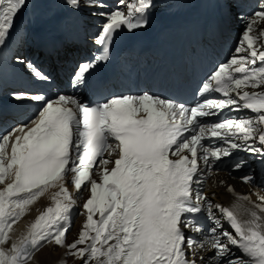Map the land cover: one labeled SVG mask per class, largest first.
Listing matches in <instances>:
<instances>
[{
	"label": "snow or ice",
	"instance_id": "1",
	"mask_svg": "<svg viewBox=\"0 0 264 264\" xmlns=\"http://www.w3.org/2000/svg\"><path fill=\"white\" fill-rule=\"evenodd\" d=\"M25 2L0 0V40ZM66 3L75 11L105 7L104 0ZM151 7L152 0L126 5L119 0L114 9L100 12L105 23L96 43L102 52L110 50L119 30L134 32L146 27ZM261 21L264 0H258L257 9L246 18L235 54L202 84L200 95L211 91L222 94V99H205L189 107L143 94L115 97L93 106L74 96L48 99L32 95L30 99L39 105L36 117L0 136V184L6 177L11 180L0 190V244L8 240L24 208L68 174L78 193L83 186L90 189V198L82 206L86 222L78 238L66 243L70 225H60L75 201L61 185L54 199L62 196L65 203L47 208L31 225L28 236L20 244L13 243L9 252L0 250V264H28L45 244L64 247L83 264H197L194 244L210 249L207 259L214 264H264V215L253 211L251 220L241 223L228 208L213 205L200 188L205 175L227 164L234 150L250 152L264 161V91L246 90L264 87V51L257 50L250 35ZM105 59L106 55H99L94 62L79 66L73 87L83 85L86 74ZM35 75L48 79L39 72ZM15 98L27 97L17 93ZM230 106L232 111L250 110L256 115L214 123L200 119ZM105 153H116L118 158H105ZM110 163L114 165L111 169L107 167ZM245 163L235 161L232 170L239 171ZM93 173L100 182L92 178ZM240 179L251 184L254 177ZM228 191L234 190L229 186ZM258 198L261 203L255 206L264 214V196L258 194ZM214 208L232 231L224 229ZM201 213L212 226L197 241L185 229L204 232ZM97 214L99 218L94 219ZM233 248L242 255L234 256ZM189 249L192 258L186 255Z\"/></svg>",
	"mask_w": 264,
	"mask_h": 264
},
{
	"label": "bare ground",
	"instance_id": "2",
	"mask_svg": "<svg viewBox=\"0 0 264 264\" xmlns=\"http://www.w3.org/2000/svg\"><path fill=\"white\" fill-rule=\"evenodd\" d=\"M134 2V0H125L124 4ZM105 6L109 8L102 9L105 12L114 9L119 2L116 0H104ZM258 5V0H152V7L149 9L148 16L149 22L148 26L151 28V33L154 34L153 37L160 38L161 41L172 40L178 43L179 37L167 36H157L159 29L155 25L158 23L162 17L166 15H175L180 12L186 11L192 14V20L189 24V29H200L202 32L207 34L204 43L198 48V54H195L190 59L188 72L185 73L184 77L169 76L172 83L183 82L186 79H190L193 74L206 69L211 63L215 62L214 59L220 58L224 61H229V59L235 54L236 49L242 43V36L245 29V20L249 17L256 9ZM124 11H127L126 7L121 6ZM18 16H14L11 24V28L8 30L6 36L0 40V82H8L13 90L11 92H0L2 101H0V109L5 110L6 115L0 116V136L11 132L13 129L20 125H27L30 121L26 120L25 115L31 114L32 111H39V105L32 101L30 97L34 94H42L40 91L36 92L34 87L28 86L29 80L34 79L36 84H39L43 89L47 88L48 91L44 92L43 96L48 99H55L59 95L71 96L72 92H75L79 97H83V89H77L78 87H73V77L77 72L79 66L86 63L90 55L95 49H100L101 47L96 43V38L101 31L103 24L105 23V17L100 16L99 18L94 16L96 25L92 26L89 31L83 29L84 26V14L79 10L75 11L68 6L66 0H26L25 4L18 10ZM100 13V12H99ZM209 16L213 20H209ZM24 17H27V25L22 24ZM214 22L218 25L216 27H221L220 25L227 26L229 29V34L227 36V41L222 40V46L226 50L221 56L216 55L218 47L213 41L214 35L212 34L215 26ZM154 28V29H153ZM156 28V29H155ZM150 30V29H149ZM24 31V34H22ZM121 32H129L127 30L121 29ZM264 31V21L258 22L254 25L253 32L250 33L254 37V46L258 51H264V36L261 32ZM90 32V33H89ZM22 34V35H21ZM151 35L147 33L143 38L146 40L147 36ZM258 38H262L261 43L257 41ZM86 39V40H85ZM26 42L25 46L28 45L29 51L26 54L30 56H24L20 54V42ZM28 41V42H27ZM71 43L77 44L85 47V50H79V54H69L61 52L57 56L59 60L54 61L51 57L45 55L47 49H52L55 44L58 43ZM75 42V43H74ZM213 49H210L207 44ZM174 44L173 42H170ZM25 46L22 47L25 48ZM175 46V44H174ZM219 46V45H218ZM83 47V48H84ZM168 47V46H167ZM215 47V48H214ZM221 47V46H220ZM37 52L40 53L38 56ZM34 55V58L31 56ZM191 54H194L193 52ZM241 55H246V53H241ZM52 56V55H50ZM60 56V57H59ZM36 57H38L36 59ZM135 58L128 54H122L120 61L123 65H129L136 68L139 64H143V68H147L146 62L149 58H143L140 63H134ZM61 63L65 68L59 67ZM155 67L150 66V70L153 71ZM24 73L27 77V82L17 81V73ZM39 72L44 76L48 77L47 80L39 79L35 73ZM149 72V71H147ZM158 73L157 75H159ZM5 78V80H3ZM140 84L143 88H139V93L149 94L154 97L163 98L162 94L158 92L155 87V83L149 73L145 77L139 78ZM28 84V85H27ZM70 86V89L68 87ZM2 90L3 84L0 83ZM10 88V89H11ZM13 92V93H12ZM24 93L27 98L16 99L15 94ZM10 98L9 104L4 105V101ZM174 102L178 103L179 101ZM230 106V110H231ZM232 111V110H231ZM27 112V113H26ZM26 113V114H25ZM15 117V122H12L11 126L8 122V116ZM32 119L36 117L37 114H31ZM6 118V119H5ZM31 119V120H32ZM8 125L11 127H8ZM10 128V130H9ZM14 140V137L12 138ZM11 143V141H10ZM9 143V145H10ZM9 151V146L6 149ZM9 154V153H8ZM112 166V163H110ZM110 169V166L107 165ZM209 180L205 183L207 185V191L209 193L210 199L214 200L217 204H222L225 206H231L236 203V206L242 214H247L248 209L243 205L241 200L237 199L236 193H248L250 192V187L237 179L228 176L226 174H212L208 176ZM97 182L100 179L97 175L92 176ZM70 180V174L66 175L65 179L62 181H57L55 185L48 187L39 198V203H41L39 213L28 222L27 209L24 208L23 212L16 219L13 224L12 229L9 232L8 240L0 244V250L4 252H9L13 243L19 244L22 239L28 236L30 227L35 223L36 219L42 215L47 208L51 207L55 209L56 204L65 201L63 197H55V194L60 192L61 185H64L69 190V183L66 182ZM7 183L0 184V190H3ZM229 186L234 190L232 192L228 191ZM236 195V196H235ZM36 198V199H37ZM90 198V192L85 195L82 200L75 202V206L72 208L68 214L74 215L76 208L82 210L84 215V220H78L72 225H75L74 232L69 235L70 231L66 235V243L71 244L74 240L78 238V234L82 231V226L86 222V215L84 214L83 204L86 200ZM15 199V198H13ZM254 200V198H253ZM36 201V200H35ZM34 202V201H33ZM241 202V203H240ZM245 204V203H244ZM16 211H19L17 209ZM97 216L94 219H98ZM249 217L242 218L245 222ZM64 222L60 225L64 226ZM73 229V227H72ZM72 232V231H71ZM80 247H85V245H80ZM68 252L64 247H58L54 244H45V246L38 251L34 252L29 259L28 264H83V261L78 256L75 258L68 256Z\"/></svg>",
	"mask_w": 264,
	"mask_h": 264
},
{
	"label": "rangeland",
	"instance_id": "3",
	"mask_svg": "<svg viewBox=\"0 0 264 264\" xmlns=\"http://www.w3.org/2000/svg\"><path fill=\"white\" fill-rule=\"evenodd\" d=\"M80 10L84 13V15H85V17H86V20H85V22H84L85 24H84L83 28L86 29V31H89L91 25L94 24V21H93V20H89V19H90L91 17L96 16V15H97V16H100V14H98V12H100L101 10H97V8H91V7H82ZM15 16H18V13H16ZM24 18H25V19L23 20L22 24H25V23H26V25H27V17H24ZM22 34H24V31H23ZM22 34H21V35H22ZM27 42H28V41H27ZM25 43H26V42L21 41L20 44H19L20 49H21L20 54H21V55H24V56H30L29 53L26 54V53L29 51V49H27V48H28V45L25 46ZM22 45H23V47L25 46V48H23ZM26 50H27V51H26ZM65 51L70 52V51H74V50H72V47H67V49H66ZM38 210H39V203H36V207H35V208H32V209H30V210L28 211L29 216L32 217V214H34V213H35L36 211H38ZM75 225H76V223H75ZM75 225L73 226V229H71L72 232L70 231L69 235H71V234L74 232V230H75V229H74V228H75ZM65 257H66V258H69V257H71V255H70V256H65ZM72 258H73V257H72Z\"/></svg>",
	"mask_w": 264,
	"mask_h": 264
}]
</instances>
